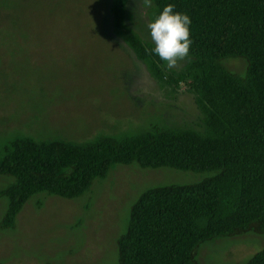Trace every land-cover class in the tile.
<instances>
[{"label":"rangeland","instance_id":"1","mask_svg":"<svg viewBox=\"0 0 264 264\" xmlns=\"http://www.w3.org/2000/svg\"><path fill=\"white\" fill-rule=\"evenodd\" d=\"M154 11L142 0H0V154L20 137L87 143L165 129L235 136L201 95L209 69L190 57L169 69L153 51ZM225 66L246 74L242 59ZM209 176L114 166L81 198L33 197L13 230L1 229L8 203L0 198V264H117V241L143 193ZM13 183L0 176V192ZM241 191L219 194L238 203ZM263 249L264 236L250 232L204 244L198 261L246 264Z\"/></svg>","mask_w":264,"mask_h":264},{"label":"trees","instance_id":"2","mask_svg":"<svg viewBox=\"0 0 264 264\" xmlns=\"http://www.w3.org/2000/svg\"><path fill=\"white\" fill-rule=\"evenodd\" d=\"M152 1V22L169 4L191 18L188 57L209 69L201 95L235 136L220 129L194 138L165 129L87 143L15 138L0 154V176L14 179L0 192L8 203L2 230L15 229L18 215L37 195L75 200L114 166L137 165L210 176L143 193L117 241V264H200L206 243L250 232L264 236V0ZM109 27L115 40L112 21ZM229 59L244 60L246 74L230 71ZM239 187L238 203L221 199L220 190ZM246 264H264V249Z\"/></svg>","mask_w":264,"mask_h":264},{"label":"clouds","instance_id":"3","mask_svg":"<svg viewBox=\"0 0 264 264\" xmlns=\"http://www.w3.org/2000/svg\"><path fill=\"white\" fill-rule=\"evenodd\" d=\"M152 0H142L144 6L151 7ZM175 5L169 4L147 25L154 42L153 51L166 62L169 69L178 67L179 62L189 56L191 18L184 13L174 12Z\"/></svg>","mask_w":264,"mask_h":264}]
</instances>
